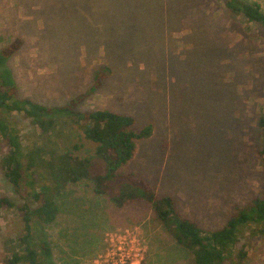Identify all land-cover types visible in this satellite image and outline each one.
<instances>
[{
  "label": "rangeland",
  "instance_id": "rangeland-1",
  "mask_svg": "<svg viewBox=\"0 0 264 264\" xmlns=\"http://www.w3.org/2000/svg\"><path fill=\"white\" fill-rule=\"evenodd\" d=\"M224 1L0 0V49L22 40L6 61L19 97L50 108L75 101L74 111L108 109L132 115L137 130L149 125L122 170L153 184L158 198L171 196L182 216L217 229L235 205L264 194V29ZM243 1L264 12V0ZM102 66L110 75L91 91ZM8 118L24 144L94 150L73 114H56L47 135L22 114ZM7 150L0 137V197L32 207L26 179L15 187L4 176ZM56 201L54 222L32 225V247L42 230L51 264H193L144 201L118 208L89 181ZM23 234L22 212L0 209V264L23 250ZM242 246V264H264V235L244 228L235 249Z\"/></svg>",
  "mask_w": 264,
  "mask_h": 264
},
{
  "label": "trees",
  "instance_id": "trees-1",
  "mask_svg": "<svg viewBox=\"0 0 264 264\" xmlns=\"http://www.w3.org/2000/svg\"><path fill=\"white\" fill-rule=\"evenodd\" d=\"M226 9L240 15L249 23L264 29V12L257 2L225 0ZM22 40L15 37L0 49V137L8 147L2 157L4 176L15 187L23 178L28 186V196L33 206L24 203L16 206L7 197H0V209L17 207L22 212L24 234L19 238L23 250L14 248L8 264H51V248L41 230L38 249L32 247V225H49L54 222L60 207L56 197L69 186L89 181L92 192L107 196L118 208L137 201L149 204L155 218L163 225L174 241L189 251L193 264H242L247 252L235 249L244 228L251 236L264 235V194L249 203L233 207V214L220 228L210 229L184 217L178 211L174 199L157 197L155 186L122 166L134 155L135 140L149 137L148 125L140 130L134 127L130 114L108 109L74 111L70 105L50 108L30 97H19L11 69L6 65L9 57L20 48ZM111 69L100 67L90 87L94 91L101 79L110 75ZM87 93L79 96L82 100ZM58 113L73 114L84 138L95 144L87 155L75 153L79 146L56 152L34 141L24 144L21 131L9 114H22L41 135H47L54 127ZM264 138V117L260 120ZM41 256V258H40Z\"/></svg>",
  "mask_w": 264,
  "mask_h": 264
}]
</instances>
